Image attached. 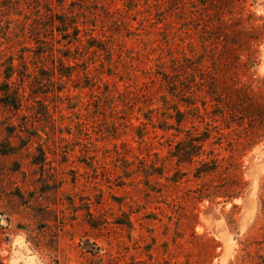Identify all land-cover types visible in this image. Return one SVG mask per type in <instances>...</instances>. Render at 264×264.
<instances>
[{"label": "rangeland", "instance_id": "obj_1", "mask_svg": "<svg viewBox=\"0 0 264 264\" xmlns=\"http://www.w3.org/2000/svg\"><path fill=\"white\" fill-rule=\"evenodd\" d=\"M224 22L263 25L264 0H0V264H264V137L236 139L203 92L177 125L164 82Z\"/></svg>", "mask_w": 264, "mask_h": 264}, {"label": "trees", "instance_id": "obj_2", "mask_svg": "<svg viewBox=\"0 0 264 264\" xmlns=\"http://www.w3.org/2000/svg\"><path fill=\"white\" fill-rule=\"evenodd\" d=\"M61 36L66 40L72 38L76 40L78 32V23L68 19H59ZM240 24V23H238ZM239 25L229 26L224 22L222 33L217 34L213 39H207L205 42L209 43L206 47L207 50L203 56L198 57L197 62L193 65L190 61L184 67L181 65L175 66L171 72L170 80L164 82L170 84L173 89V94H178L180 100L185 104V111H180L174 107L176 124L179 125L191 111H194V104L197 102V93L203 92L201 106L205 108V98L211 104L212 115L216 117L221 123L223 129H229L232 125L236 126L238 130V138H242L246 145L255 144L257 139L264 137V78L260 77L252 79L250 69L253 66L257 55V43L264 39V24L257 27H236ZM207 33V32H206ZM239 33L246 36L249 40L248 46L250 53L246 61L240 60L241 55L234 53L231 60L226 57V45L232 44L236 47L238 43L235 41L229 42L228 36ZM208 34V33H207ZM211 35V33H209ZM222 38L224 44L218 48V39ZM253 41L254 46L250 43ZM222 42V43H223ZM256 45V46H255ZM241 67V68H240ZM60 76L69 77V73H59ZM247 76V81H242L243 77ZM9 77H6V80ZM256 86H253V83ZM3 96L7 99L2 101L3 105L18 109L20 107V100L18 95L13 94L6 90L1 91ZM175 92V93H174ZM216 121V120H215ZM209 126V125H208ZM216 130L218 126L212 127ZM210 130L207 128L206 132L201 136H193L190 141L195 142V148L200 150L202 144L209 137ZM219 134V133H218ZM239 135H242L240 137ZM183 152V151H182ZM179 151L175 157L180 162L182 158L188 155L192 157V153H181ZM199 153H194L198 155ZM208 163H201V167L197 169L196 177L201 174H208L213 169L207 167Z\"/></svg>", "mask_w": 264, "mask_h": 264}]
</instances>
